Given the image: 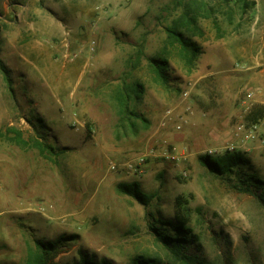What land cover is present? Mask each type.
I'll list each match as a JSON object with an SVG mask.
<instances>
[{
    "label": "rangeland",
    "instance_id": "374dc122",
    "mask_svg": "<svg viewBox=\"0 0 264 264\" xmlns=\"http://www.w3.org/2000/svg\"><path fill=\"white\" fill-rule=\"evenodd\" d=\"M177 1L0 0V264H28L37 239L62 236L51 263L180 264L151 229L171 231L179 196L198 238L185 251L206 264H264V188L243 189L251 173L264 179V0L246 11L210 0L204 34H188L196 60L171 47L164 86L148 57L162 51ZM46 22L63 34L48 39ZM124 79L145 85L133 125L114 97ZM16 131L54 150L20 144ZM227 150L247 164L216 175L199 160ZM133 183L148 198L122 191Z\"/></svg>",
    "mask_w": 264,
    "mask_h": 264
},
{
    "label": "trees",
    "instance_id": "16d2710c",
    "mask_svg": "<svg viewBox=\"0 0 264 264\" xmlns=\"http://www.w3.org/2000/svg\"><path fill=\"white\" fill-rule=\"evenodd\" d=\"M236 2L241 3L242 11H246L251 5L250 0H236ZM176 4L179 6L182 5L183 9L182 12L173 19L172 23L166 27L167 37L162 51L157 57H148L150 67L156 80L164 86L169 84V55H172L173 53L171 47L177 48L178 55L187 62V65L192 66L200 49L195 42L191 41L188 34L203 35L204 32L199 25V19L201 16L211 17L212 15V12H209L208 10L210 0H179ZM229 17L230 20H232L231 13H229ZM166 44L170 45V49L166 46ZM136 53V62L128 59V63H130L132 67L136 66V63H140L142 57L145 55L143 43L140 45ZM126 75H129V72H126ZM144 89L145 85L142 81L128 84L125 80V82L115 90L114 97L118 104L123 125L126 123L133 125L134 118L139 116V114L132 108L131 100L132 98H141L143 96ZM250 118H252L251 115ZM253 120L257 121L255 116H253ZM16 133V137L14 138L17 142L33 146L43 155L48 156L49 151L54 150V147L44 141H41L40 139L35 138L26 140L19 131H16ZM199 160L204 167L216 175L232 174L233 172H236L237 168H241L243 164H247V159H245V156L241 151L230 150L215 156L203 154L199 156ZM248 181L249 182L246 184L249 186L243 187L246 191H252V185L258 188H264V179L255 173L248 175ZM120 186L122 191L133 195L138 200L143 201V199L148 198L142 194L140 189L137 187V183L122 184ZM187 203L188 200L183 196H179L177 198L178 211L176 213V218L174 220L167 221L172 228L170 232L163 231V229H160L154 224L151 225V229L157 240L164 244L176 262L180 264H206L205 261L200 259L199 255L185 251L189 245L195 244L198 239L197 235L193 233V229L188 225L189 216L187 214ZM161 221L162 219L160 218L159 222ZM163 222L164 221H162V223ZM63 239V236L55 241L37 239L35 241V250L30 253L28 258V264H56L51 263V257L57 250V243ZM134 263L154 264L151 260L145 259L144 257H136ZM75 264H111V262L106 258L96 260L92 257L84 256L80 262H76Z\"/></svg>",
    "mask_w": 264,
    "mask_h": 264
},
{
    "label": "crops",
    "instance_id": "0c3cea01",
    "mask_svg": "<svg viewBox=\"0 0 264 264\" xmlns=\"http://www.w3.org/2000/svg\"><path fill=\"white\" fill-rule=\"evenodd\" d=\"M42 33L48 38V39H57L60 35L63 34V28L55 22H46L44 27H42ZM224 136H221L219 139H217V142H221Z\"/></svg>",
    "mask_w": 264,
    "mask_h": 264
},
{
    "label": "built area",
    "instance_id": "2783aa9c",
    "mask_svg": "<svg viewBox=\"0 0 264 264\" xmlns=\"http://www.w3.org/2000/svg\"><path fill=\"white\" fill-rule=\"evenodd\" d=\"M185 95H188L187 91L185 92ZM248 95L251 96L252 93H249ZM172 113H173L172 109L168 110V112H167L168 116H171ZM185 121H186L185 117H182V120L180 121V123L177 124V128L181 129L183 127ZM245 127H246L245 119H241L240 122L237 124V129L239 131H243V130L246 129ZM231 148H233V147H231ZM209 152H210V154H212L213 153V149H210ZM140 160L142 161L143 158H141ZM130 166H132V164H130Z\"/></svg>",
    "mask_w": 264,
    "mask_h": 264
}]
</instances>
